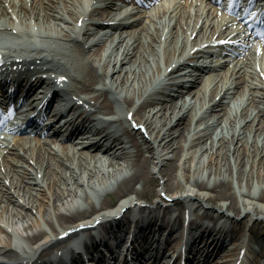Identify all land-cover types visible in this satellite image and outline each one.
I'll list each match as a JSON object with an SVG mask.
<instances>
[{"label":"bare ground","instance_id":"obj_1","mask_svg":"<svg viewBox=\"0 0 264 264\" xmlns=\"http://www.w3.org/2000/svg\"><path fill=\"white\" fill-rule=\"evenodd\" d=\"M113 3L0 0V47L12 63L7 68L30 71L35 81L49 72L47 67L61 70L57 74L70 80L67 89L75 82L92 92L83 96L74 90L71 95L107 116L116 109L127 128L108 132L92 145L103 154L55 142L58 149L40 142L12 144L7 152L3 148L0 264H37L43 248L58 241L63 230L110 217L124 206L146 223L163 220L157 210L164 205L165 210L194 204L212 211L196 222L219 247L239 234L238 227H229L235 219L229 211L264 223V83L254 67L235 78L227 73L206 76L220 62L211 42L226 19L212 5H188L187 0L158 14L143 10L119 18ZM148 63L153 72L145 76ZM42 81L54 87V82ZM129 112L146 126L149 137L129 126ZM150 162L163 179L160 192L173 197L172 202L159 194L154 206H140L139 193H133L108 207L110 191L119 196L138 191L134 183L153 174ZM217 214L218 228L212 223ZM252 230L239 249L251 251L253 243H262L254 240ZM234 255L228 252L215 264H235ZM211 256L204 264H210Z\"/></svg>","mask_w":264,"mask_h":264},{"label":"rangeland","instance_id":"obj_2","mask_svg":"<svg viewBox=\"0 0 264 264\" xmlns=\"http://www.w3.org/2000/svg\"><path fill=\"white\" fill-rule=\"evenodd\" d=\"M147 70H150L151 71V64L148 63L147 64ZM219 131V130H218ZM155 165L153 162H150L148 164V169L150 171H152L154 169ZM244 167V166H243ZM242 167V168H243ZM244 169L246 170H249V167L248 168H245ZM256 171V170H255ZM245 172V180H247L246 178V175L248 174V172L244 171ZM254 180H257V174H254V177H253ZM246 183V181H244V184ZM160 182H159V179L157 178V175H153V176H150L147 180H140V181H136L134 183V186L136 187V189L138 190L137 192H134L135 194L136 193H139L141 199H144V200H149V201H154L155 199H157L159 197V185ZM235 185V183H234ZM129 193V194H127ZM125 196H128V195H133V192H126L124 194ZM122 197L124 196H119V195H116L114 194L112 191H110L109 193V196L108 197H105L107 201H109V206H114V205H117L118 201L120 199H122ZM212 203H216V201H211ZM177 213H179V209L176 211ZM241 215H243V213H239ZM247 218V217H245ZM243 218V220L239 221V226L240 227H244L247 225V219ZM64 222H69V221H64ZM63 222V223H64ZM257 232H258V229H256V235H257Z\"/></svg>","mask_w":264,"mask_h":264},{"label":"snow or ice","instance_id":"obj_3","mask_svg":"<svg viewBox=\"0 0 264 264\" xmlns=\"http://www.w3.org/2000/svg\"><path fill=\"white\" fill-rule=\"evenodd\" d=\"M61 79H63V78H61Z\"/></svg>","mask_w":264,"mask_h":264}]
</instances>
